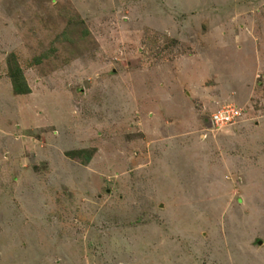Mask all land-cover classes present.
Here are the masks:
<instances>
[{
    "label": "rangeland",
    "instance_id": "obj_1",
    "mask_svg": "<svg viewBox=\"0 0 264 264\" xmlns=\"http://www.w3.org/2000/svg\"><path fill=\"white\" fill-rule=\"evenodd\" d=\"M0 264H264V0H0Z\"/></svg>",
    "mask_w": 264,
    "mask_h": 264
},
{
    "label": "trees",
    "instance_id": "obj_2",
    "mask_svg": "<svg viewBox=\"0 0 264 264\" xmlns=\"http://www.w3.org/2000/svg\"><path fill=\"white\" fill-rule=\"evenodd\" d=\"M40 58L35 59V62L38 63ZM10 70H9V78L12 81L13 91L16 95H28L31 93L30 88L28 87L27 81L24 77L23 69L15 62V60H11L10 63ZM211 122V116L210 120ZM79 154H82L83 160L81 163H87L91 159V155L88 154L86 151H82Z\"/></svg>",
    "mask_w": 264,
    "mask_h": 264
},
{
    "label": "built area",
    "instance_id": "obj_3",
    "mask_svg": "<svg viewBox=\"0 0 264 264\" xmlns=\"http://www.w3.org/2000/svg\"><path fill=\"white\" fill-rule=\"evenodd\" d=\"M214 115V116H213ZM211 116V122L213 125V130H222L224 127L230 125L233 120L240 121L244 117V112L241 108L236 105L223 106V108L218 109Z\"/></svg>",
    "mask_w": 264,
    "mask_h": 264
},
{
    "label": "water",
    "instance_id": "obj_4",
    "mask_svg": "<svg viewBox=\"0 0 264 264\" xmlns=\"http://www.w3.org/2000/svg\"><path fill=\"white\" fill-rule=\"evenodd\" d=\"M261 244V243H260Z\"/></svg>",
    "mask_w": 264,
    "mask_h": 264
}]
</instances>
